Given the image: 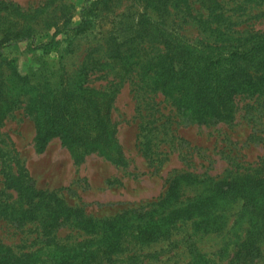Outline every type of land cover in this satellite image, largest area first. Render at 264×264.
Listing matches in <instances>:
<instances>
[{"label": "rangeland", "instance_id": "1", "mask_svg": "<svg viewBox=\"0 0 264 264\" xmlns=\"http://www.w3.org/2000/svg\"><path fill=\"white\" fill-rule=\"evenodd\" d=\"M155 1L164 10L157 17L158 26L146 20L144 13L153 14L146 0H0V23H6L0 37L9 30L20 33L17 39L5 42L0 53L34 82L47 88L56 86L62 72L73 73L88 55L101 56L100 63L89 60L95 64L89 83L114 91L113 118L129 160L128 166H120L93 153L76 163L59 138H52L38 151L36 127L24 101L0 126V166L5 162L13 170L25 167L39 188L55 190L69 203L84 206L88 214L101 218L95 228L82 231L67 225L58 231L55 240L60 243L82 241L81 254L74 256L82 264H191L198 254L208 264H229L236 246L256 230L247 214L239 213L241 201L215 196L223 192L226 181L219 179L229 170L264 160V96L255 104L254 99L239 97L230 123H174L171 100L160 91H142L146 81L135 72L121 71L113 77L102 63L110 56L113 36L125 46L137 45L145 56L146 49L163 47V41L176 44L167 30H175L194 45L231 33L238 36L264 30V0H218L217 9L206 7L202 0ZM85 14L92 19L87 26H79ZM31 25L34 31L29 30ZM176 50L171 48L172 53ZM152 99L170 119L164 129L167 136H174L163 143L171 152L162 159L160 169L138 146L140 124L146 119L141 114L151 111L139 105ZM182 168L212 174V212H195L189 207L185 216L180 210L183 204L174 199L164 202L168 200L169 176ZM2 179L0 176V188ZM208 187L207 183L188 185L185 197L208 198ZM202 211L205 214H200ZM169 227L171 233L165 235ZM256 235V248L237 264H264V230ZM0 242L17 253L46 244L36 224L17 226L2 216ZM98 245L101 248L96 252L85 250Z\"/></svg>", "mask_w": 264, "mask_h": 264}, {"label": "trees", "instance_id": "2", "mask_svg": "<svg viewBox=\"0 0 264 264\" xmlns=\"http://www.w3.org/2000/svg\"><path fill=\"white\" fill-rule=\"evenodd\" d=\"M146 1L153 12L152 15L144 13L147 22L151 21L153 26L161 25L157 20L160 14L163 15L161 4L155 0ZM202 1L210 9L219 8L218 0ZM85 15L79 26H87L92 19ZM3 20L7 21L5 17ZM5 26L6 23L1 22L0 30ZM161 28L166 31L164 26ZM34 29L33 25L29 28L30 31ZM167 32L176 44L171 46L163 41V47L155 45L151 50L146 49L145 56L137 45L125 46L124 41L119 42L118 37L113 36L110 56L102 64L113 72V77L121 71L125 74L135 72L136 76L146 81L147 86L142 91H160L171 100L175 110L171 118L174 123H230L235 119L239 97L254 99L255 104L264 96V30L238 36L231 33L228 37L206 39L195 45L176 34L175 30ZM18 37L19 32L15 34L9 30L0 37V49L5 42ZM173 47L177 48L174 53L171 52ZM6 59L0 53V126L8 113L25 101V110L36 127L35 145L38 151H43L52 138H59L69 148L76 163L96 153L116 165H129L117 136V122L113 118L114 91L89 83V76L95 67L89 60L100 63L101 56L88 55L82 67L71 74L62 72L58 85L49 88L22 74L15 64ZM137 66L138 71L135 69ZM143 105L151 111L141 114L146 119L140 124L138 146L160 169L162 159L171 152L163 143L174 138L173 134L167 136L164 130L170 119L165 118L153 99L140 102L141 108ZM18 167L13 170L5 162L0 166L4 183L0 188V216L17 226L36 224L43 232L46 244L38 250L17 253L0 242V264H82L75 258L81 254L82 241L71 245L60 243L55 240L58 231L67 225L82 231L95 228L101 218L88 214L84 206L69 203L55 190L39 188L28 170L20 165ZM212 179L214 177L207 171L179 169L168 178L170 182L165 194L168 200L164 202L174 199L183 204L180 210L185 216L189 207L195 212L198 209L212 212ZM222 180L226 181L221 188L223 192L215 197L223 194L229 201H241L239 213L247 214L251 228L256 230L236 246L229 264H237L256 248V237L259 236L256 234L264 230V160L232 168L219 182ZM199 183L208 184L205 190L209 197L201 200L185 197L188 185ZM168 233H171V227L164 234ZM245 247H248L247 252L243 251ZM98 248L100 250L101 246L96 249L87 246L85 250L96 252ZM198 255L193 257L191 264L209 263L201 254Z\"/></svg>", "mask_w": 264, "mask_h": 264}]
</instances>
